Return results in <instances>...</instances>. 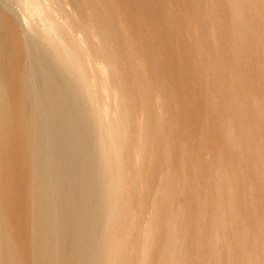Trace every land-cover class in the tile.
Masks as SVG:
<instances>
[{"label": "rangeland", "instance_id": "374dc122", "mask_svg": "<svg viewBox=\"0 0 264 264\" xmlns=\"http://www.w3.org/2000/svg\"><path fill=\"white\" fill-rule=\"evenodd\" d=\"M47 2L57 53L0 0V264H264V0ZM74 56L101 214L51 249L38 137Z\"/></svg>", "mask_w": 264, "mask_h": 264}, {"label": "bare ground", "instance_id": "6f19581e", "mask_svg": "<svg viewBox=\"0 0 264 264\" xmlns=\"http://www.w3.org/2000/svg\"><path fill=\"white\" fill-rule=\"evenodd\" d=\"M15 7L17 13L19 14L18 18H16L18 19L23 31L25 32V35L30 34L31 37L38 39L40 42L46 43L48 48H52L55 53H57L58 50L57 45H55L56 43L64 48H67L65 40L57 35V28H59L58 25V27L56 26L57 22L55 23L54 20H52V18H50L45 12V9L47 10V8H49L47 0H15ZM58 19H60V17ZM76 35L77 34H75V36ZM75 38L81 46L82 44L84 46L81 36ZM67 58L65 57L63 62L64 68L66 69V73L64 72L66 76V78L64 77V83L68 85V88L63 87L65 89L63 91V99L59 103L54 102L57 89L54 90L53 95H50V93L47 92L48 98L45 104L47 123L46 126H44L46 127V132L44 134V137L42 135L38 137L39 144L37 153L39 157L37 159V169L40 172L46 173L45 176H41L40 178H38L39 182L37 183V187L39 189L38 202L40 204V224L41 226L46 227L44 239L46 244L50 246L51 249V244H53L55 238L57 239V236L60 234L63 228V220L65 219V217H73L74 212H76L75 207L78 204L80 208L79 214L81 216V223L77 226L76 235L78 234L79 237H84L86 232L88 231V227H90L89 217L92 210L94 209L97 214H101V200L99 191L94 187L93 181V173L95 172L94 168L92 167L94 148L92 144V127L89 119L90 113H87L83 110V103H81V101L79 102L74 91L71 89V87H69L70 83L68 80L70 77L67 73H69V70H71L72 68H75L74 64L76 62V59L74 56L72 58L73 62L71 63L69 62V60H67ZM88 68H90V65ZM98 69L100 68L98 67L97 70ZM99 71L100 70H98V72ZM103 74L105 76L106 73H101V75ZM88 81L91 80L88 79ZM87 84L90 83L87 82ZM91 86L90 88H88V90L91 88L93 89V87ZM35 93L38 95L40 94L38 91H35ZM32 94L34 96V93ZM50 96H52L53 100H51ZM33 99L34 98L32 97V100ZM32 115H34V112ZM25 138H27V136H25ZM95 249H97V247H95ZM52 252L54 251L52 250Z\"/></svg>", "mask_w": 264, "mask_h": 264}]
</instances>
